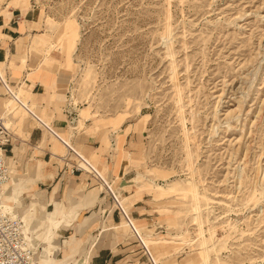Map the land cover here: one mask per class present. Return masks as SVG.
Listing matches in <instances>:
<instances>
[{"label":"rangeland","instance_id":"obj_1","mask_svg":"<svg viewBox=\"0 0 264 264\" xmlns=\"http://www.w3.org/2000/svg\"><path fill=\"white\" fill-rule=\"evenodd\" d=\"M12 9L33 13L81 119L130 135L115 157L138 173L123 206L146 242L127 217L116 231L141 264H264V0H0Z\"/></svg>","mask_w":264,"mask_h":264},{"label":"crops","instance_id":"obj_2","mask_svg":"<svg viewBox=\"0 0 264 264\" xmlns=\"http://www.w3.org/2000/svg\"><path fill=\"white\" fill-rule=\"evenodd\" d=\"M5 12H0V66L19 97L52 131L28 113L25 117L23 109L12 108L15 103L0 91V113L15 109L7 118L13 138L6 152L11 180L4 202L37 230L44 264H141L145 255L138 248L139 241L116 231L126 227L123 203L130 204L141 192L131 184L138 177L136 169L126 168L122 154L115 157L119 136L125 147L130 135L123 134L122 126L116 129L108 123L101 127L93 119L82 120L80 109L68 96L70 78L44 67L56 57L46 62L51 59L43 55L44 49L53 45L33 40V13ZM30 33L32 39L26 41ZM68 145L100 176L90 171L71 173L70 166L79 160ZM133 206V214L146 211L145 196ZM133 214V219L140 221ZM125 223L135 228L133 220ZM52 252L55 257L48 256Z\"/></svg>","mask_w":264,"mask_h":264},{"label":"built area","instance_id":"obj_3","mask_svg":"<svg viewBox=\"0 0 264 264\" xmlns=\"http://www.w3.org/2000/svg\"><path fill=\"white\" fill-rule=\"evenodd\" d=\"M1 90L5 97L11 102H14L17 107L23 109L41 126L52 131L42 119L32 111L30 106L19 97L18 93L11 87L7 75L0 66V91ZM12 114L13 111H8L6 115L0 113V264H41L38 260V253L41 252L42 247L37 240V230H35L32 225H29L24 217H21L17 213L15 207H11L4 202L6 187L11 180V171L6 161V152L13 138V133L7 125V118ZM68 147L79 160L78 163L70 166L71 173L75 174L80 171H90L91 173H95V175H99L88 160L69 145ZM64 161L66 162V166L69 167V160L65 158ZM111 193L113 194L112 191ZM113 196L117 201V197L114 194ZM121 209L123 210L122 207ZM123 212L128 218L124 210ZM128 220L131 223L129 218ZM139 238L142 241L141 237ZM146 252L151 264H154L153 256L148 250Z\"/></svg>","mask_w":264,"mask_h":264},{"label":"bare ground","instance_id":"obj_4","mask_svg":"<svg viewBox=\"0 0 264 264\" xmlns=\"http://www.w3.org/2000/svg\"><path fill=\"white\" fill-rule=\"evenodd\" d=\"M47 53H49V51H47ZM15 109H19V107H17L16 106V108ZM14 109V110H15ZM21 109V108H20ZM14 110H12V111H14ZM192 186V185H191ZM188 192V191H187ZM132 229H133V231H134V233L136 234V236H137V238L138 239H140L139 237H141V239L143 238L137 231H136V229L134 228V227H132ZM145 243V242H144ZM147 246V245H146ZM53 255H54V253L52 252V253H49L48 254V256L49 257H53ZM40 258H41V261H40ZM38 260H39V262L41 263V264H44L43 263V257H41V255H40V253H38ZM57 262V261H56ZM154 264H155V262H154Z\"/></svg>","mask_w":264,"mask_h":264}]
</instances>
